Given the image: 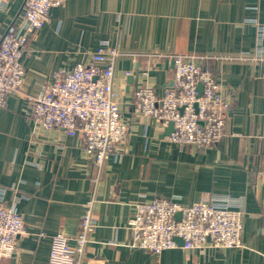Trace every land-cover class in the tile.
<instances>
[{
    "label": "crops",
    "instance_id": "crops-1",
    "mask_svg": "<svg viewBox=\"0 0 264 264\" xmlns=\"http://www.w3.org/2000/svg\"><path fill=\"white\" fill-rule=\"evenodd\" d=\"M23 3L7 0L0 10V40ZM257 24L264 0H65L54 8L22 57L21 92L0 108V205L26 225L19 253L1 264H48L60 233L74 246L90 202L96 230L79 264H264V62L244 59L255 50ZM102 45L121 54L114 89L130 131L99 168L81 134L35 123L26 97L54 72L90 64ZM180 54L196 56L231 104L222 139L206 150L169 142L167 128L135 113L136 90L163 97L172 87V57ZM218 196L242 203L245 248L155 255L128 247L135 204L163 198L191 206Z\"/></svg>",
    "mask_w": 264,
    "mask_h": 264
},
{
    "label": "built area",
    "instance_id": "built-area-1",
    "mask_svg": "<svg viewBox=\"0 0 264 264\" xmlns=\"http://www.w3.org/2000/svg\"><path fill=\"white\" fill-rule=\"evenodd\" d=\"M65 0H24L20 20L12 23L0 40V108L10 94L20 93L25 71L22 57L30 38L50 22L54 8ZM7 0H0V10ZM116 49L102 45L88 65L58 70L52 82L42 86L36 97L27 96L31 119L47 129L63 130L68 136H83L85 151L99 168L126 142L125 122L114 89ZM244 59L264 62V24H257L255 50ZM194 55H174L173 85L163 97L151 87L134 93L135 113L153 118L162 127L173 123L167 140L181 148L206 150L224 135L226 113L231 104L221 94L215 75L196 63ZM129 75V73H128ZM3 194V191H1ZM94 202L85 207L80 231L73 238H52L48 264H79L96 230ZM179 215V219L177 216ZM128 247L155 255L173 249H243L244 209L240 200L218 196L207 202L185 206L172 199L157 198L135 204L129 222ZM26 225L14 208L0 205V264L19 253L18 240ZM181 240V243H180Z\"/></svg>",
    "mask_w": 264,
    "mask_h": 264
},
{
    "label": "water",
    "instance_id": "water-1",
    "mask_svg": "<svg viewBox=\"0 0 264 264\" xmlns=\"http://www.w3.org/2000/svg\"><path fill=\"white\" fill-rule=\"evenodd\" d=\"M173 132V123H170L169 126L167 127V132H166V136H170V134ZM177 219H179V215L177 216ZM181 243V240H180Z\"/></svg>",
    "mask_w": 264,
    "mask_h": 264
}]
</instances>
